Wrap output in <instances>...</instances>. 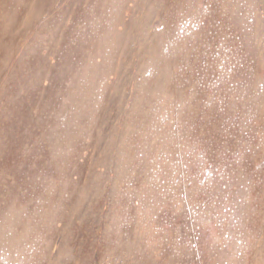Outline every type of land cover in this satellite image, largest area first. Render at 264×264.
Returning a JSON list of instances; mask_svg holds the SVG:
<instances>
[{
    "label": "rangeland",
    "instance_id": "obj_1",
    "mask_svg": "<svg viewBox=\"0 0 264 264\" xmlns=\"http://www.w3.org/2000/svg\"><path fill=\"white\" fill-rule=\"evenodd\" d=\"M0 264H264V0H0Z\"/></svg>",
    "mask_w": 264,
    "mask_h": 264
}]
</instances>
